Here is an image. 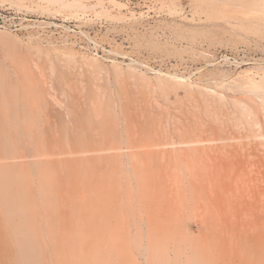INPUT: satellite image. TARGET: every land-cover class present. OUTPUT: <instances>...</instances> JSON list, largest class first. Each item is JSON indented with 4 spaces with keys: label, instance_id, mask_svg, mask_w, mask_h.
I'll return each mask as SVG.
<instances>
[{
    "label": "rangeland",
    "instance_id": "obj_1",
    "mask_svg": "<svg viewBox=\"0 0 264 264\" xmlns=\"http://www.w3.org/2000/svg\"><path fill=\"white\" fill-rule=\"evenodd\" d=\"M0 104V264H264V0H0Z\"/></svg>",
    "mask_w": 264,
    "mask_h": 264
},
{
    "label": "bare ground",
    "instance_id": "obj_2",
    "mask_svg": "<svg viewBox=\"0 0 264 264\" xmlns=\"http://www.w3.org/2000/svg\"><path fill=\"white\" fill-rule=\"evenodd\" d=\"M179 78V77H178ZM9 109L2 108V105L0 104V160L4 158L9 157H15L17 156V153L9 154L3 150H1V145L7 146L10 145L11 142H13V139L17 134H11V127H10V117H9ZM7 125V126H6ZM18 139V136H17ZM19 141V140H18ZM31 152V151H30ZM28 153V151H27ZM237 194V193H236ZM236 202L237 205V216L236 218L238 220H243L244 218L239 215L240 209L242 210H248L247 207H253L255 205V201H251V199L248 198V202H246V197H239Z\"/></svg>",
    "mask_w": 264,
    "mask_h": 264
}]
</instances>
